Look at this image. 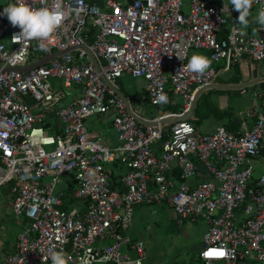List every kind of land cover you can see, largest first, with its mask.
Returning <instances> with one entry per match:
<instances>
[{
	"label": "built area",
	"instance_id": "obj_1",
	"mask_svg": "<svg viewBox=\"0 0 264 264\" xmlns=\"http://www.w3.org/2000/svg\"><path fill=\"white\" fill-rule=\"evenodd\" d=\"M28 2L51 7L53 0ZM252 7L259 10L264 0ZM61 8L59 29L43 42L47 51L40 41L14 36L20 29L0 10V186L9 184L12 214L23 219L0 264H51V252L60 250L69 264L82 257L90 264H141L142 241L125 235L131 207L141 204L171 209L178 225L203 220V262L264 264V92L246 111L249 127L202 134L188 119L177 120L166 123L162 140L159 123L181 118L194 93L217 83L232 64L264 62V28L242 34L238 12L216 0H62ZM192 48L211 59L203 76L186 70ZM55 52L62 53L27 71L14 69ZM120 73L143 79L141 95L125 96L126 104L114 92ZM49 78L78 93L61 104L64 94ZM162 93L167 103L157 102ZM133 104L155 113H137ZM50 113L57 135L40 125ZM90 116L107 120L114 146L85 126ZM112 169L118 186L109 180ZM60 175L68 177L57 189ZM77 199L80 208L67 210Z\"/></svg>",
	"mask_w": 264,
	"mask_h": 264
},
{
	"label": "rangeland",
	"instance_id": "obj_2",
	"mask_svg": "<svg viewBox=\"0 0 264 264\" xmlns=\"http://www.w3.org/2000/svg\"><path fill=\"white\" fill-rule=\"evenodd\" d=\"M97 5L102 4L104 0H92ZM123 2L124 0H117ZM219 3V0H216ZM258 12L257 8L252 7V16L254 17ZM252 18L250 17V20ZM193 53L203 54L207 56V52L202 49H189L187 52V62ZM208 57V56H207ZM248 61L246 70L253 78L264 76V62H253L248 58L242 59V61ZM241 61V62H242ZM240 62V63H241ZM239 63V64H240ZM243 64V63H242ZM243 67L239 66V74ZM246 72V73H247ZM225 75L220 74L218 79L225 80ZM252 78V79H253ZM49 83L57 87L64 94L61 99V104H65L70 97L75 96L78 93L76 86L63 87L59 80L48 79ZM116 85L126 96L138 95L143 84L141 77H131L125 73H120L117 77ZM233 81L230 84H239L240 81ZM245 83V82H243ZM253 86L245 87L244 94H238L236 90H204L198 96L204 97V100L208 103L220 106L221 109L230 111L234 117H244L246 109H251L253 105L252 94ZM179 96H173V100L179 102ZM135 106L137 113L141 112V109L148 113L154 114L155 108L147 104ZM216 106V107H217ZM191 119L195 120L196 116L191 114ZM45 121H52L53 117L46 115ZM224 120H218L211 116L203 120H199L196 128L202 134L209 133L216 125H222ZM85 126L89 130H97L103 136H116L114 130L109 126L107 120L101 116H90L89 120L85 122ZM45 133L51 134L47 128ZM48 149H52L53 146H48ZM255 172H259L258 164H254ZM67 175H60L59 179L61 184H57L56 188L61 189L63 182H66ZM48 180V178H46ZM82 201L77 199L67 203V210H77L80 208ZM11 208L4 207V203L0 199V259L3 257L5 249L9 248L10 242L15 235L20 231V227L16 225L18 221L12 214ZM205 229V223L203 220L198 219L194 222L188 220L183 221L181 224H177L174 219V214L171 209L165 206H152L141 204L133 206L130 209V226L125 231V235L131 238L141 240L143 243V258L141 264H218V263H206L198 259V251L202 246V234ZM130 256L134 257V252L130 251Z\"/></svg>",
	"mask_w": 264,
	"mask_h": 264
},
{
	"label": "clouds",
	"instance_id": "obj_3",
	"mask_svg": "<svg viewBox=\"0 0 264 264\" xmlns=\"http://www.w3.org/2000/svg\"><path fill=\"white\" fill-rule=\"evenodd\" d=\"M229 2L232 8L238 12L237 23L243 29H246L250 22L264 28V7H261L253 17L254 0H229ZM61 3L62 0H53L51 7H33L28 0H14L3 8V13L13 27L20 29L14 36L19 37L20 40L40 41V49L47 51L48 49L43 42L56 33L64 19ZM250 17L252 18L251 21ZM211 63V59L206 55L193 53L188 59L186 70L203 76L210 69ZM157 102L167 103L166 94L159 95ZM70 259L63 250L52 251L50 254L51 264H69ZM80 264H90V260L82 257Z\"/></svg>",
	"mask_w": 264,
	"mask_h": 264
},
{
	"label": "crops",
	"instance_id": "obj_4",
	"mask_svg": "<svg viewBox=\"0 0 264 264\" xmlns=\"http://www.w3.org/2000/svg\"><path fill=\"white\" fill-rule=\"evenodd\" d=\"M10 1L11 0H0V5L1 6H3V7H6L7 6V4L8 3H10ZM221 2H224V3H227V4H230V2H229V0H219V3H221ZM251 21V20H250ZM238 22V21H237ZM237 25H238V27H239V29H240V32L242 33V34H254L256 31H257V29H258V27H259V25H257V24H255V23H252V22H250V24H249V26L246 28V29H243L238 23H237ZM206 52V51H205ZM242 61V59L240 60V62ZM239 62V63H240ZM248 61H242L240 64L238 63V66H242L243 68L241 69V71H240V74H239V81H240V83L242 82H249L250 80H252V78L253 77H251L250 75H249V73L247 72V70H246V65L248 64L247 63ZM253 62H255V61H253ZM243 63V64H242ZM247 72V73H246ZM227 73H229V72H226V73H223V75H225V74H227ZM227 77H229V75H226L225 76V78H227ZM238 81V82H239ZM217 83H219L218 81H217ZM221 83V82H220ZM227 84H230V83H227ZM233 84V83H232ZM143 85V84H142ZM142 85H141V90H140V92H139V95H141V91H142ZM251 86H253L252 87V89H253V94H252V101L253 100H256V98H258V95H260L263 91H262V89L261 88H259V86H258V84L256 83V84H253V85H251ZM243 92H241V90L239 89V90H236L237 92H238V94H244L245 93V89L243 88ZM120 91H121V89H120ZM121 93H123L122 91H121ZM123 95L124 96H126L124 93H123ZM215 106H217V105H215ZM220 106H217V108H219ZM220 110H222L221 108H219ZM248 109H246L245 110V113H244V117H242V116H239V112L237 113V116L238 117H234L233 115H232V113L230 112V116H228V117H223V120H224V123L225 122H227L228 123V125L229 126H231V127H233L232 129L233 130H235V129H237V127H238V124H241V123H243L246 127H249L251 124H252V119L251 118H248L247 116H246V111H247ZM51 114V113H50ZM52 117H53V120H52V123H53V125L55 126V128L58 130V125H59V123H58V121H57V119H56V117L52 114ZM87 120H89V117H87L85 120H84V124H85V122L87 121ZM230 120V121H229ZM224 123L222 124V125H216L215 127H217V126H225L224 125ZM214 127V128H215ZM213 128V129H214ZM213 129H211L209 132H211ZM102 137H103V141L106 143V144H108L109 146H114L115 144H116V136L114 137V136H112V137H110V136H103L102 135ZM10 197H11V195H10V193H9V190L8 191H5L4 190V188L3 187H1L0 186V199L2 200V203H4V207L5 208H7V209H10L11 207H10ZM82 205V204H81ZM80 205V206H81ZM11 212V211H10ZM22 223H23V219H18V221L16 222V225H18V227H20L21 228V226H22ZM205 230V229H204ZM19 233V232H18ZM17 233V234H18ZM17 234L15 235V237L13 238V240L10 242V244H9V248H7V249H5V251H4V254L2 255V256H4L5 254H7L11 249H12V247H13V244H14V242H15V240H16V236H17Z\"/></svg>",
	"mask_w": 264,
	"mask_h": 264
},
{
	"label": "trees",
	"instance_id": "obj_5",
	"mask_svg": "<svg viewBox=\"0 0 264 264\" xmlns=\"http://www.w3.org/2000/svg\"><path fill=\"white\" fill-rule=\"evenodd\" d=\"M3 6L0 5V10L3 11ZM90 34V33H89ZM230 73L229 77H227L225 80H221L218 79L217 81L220 83H231L234 80L237 81L239 79V66L238 63H234L230 66L229 71ZM259 88L262 89V91L264 92V82H259L257 83ZM120 89V88H119ZM260 97V95H259ZM139 101V100H138ZM146 103V101H144ZM166 109H174L173 107H166ZM50 117H52V113L51 114H47ZM192 115L196 116L195 120H192L191 117L188 118V121L190 123H192L195 127L198 124L199 120H203L205 118H208L209 116L221 120L223 119V117H228L230 116V112L227 111L226 109H222L220 110L219 108H217L214 104L212 103H207L204 100V97H199L197 96L192 108ZM230 121V120H229ZM40 125L44 128V130H46L47 128L50 130V132H52V134L57 135L59 133V131L55 128V126L53 125L52 121H45L43 120ZM224 127L228 130H233L231 126L228 125L227 122L224 123ZM169 127V124H164L162 126V140L165 137V133L167 131ZM115 166V165H114ZM117 170H110L109 172V180L113 186H118L119 185V174H116ZM1 187L4 188L5 191H8L9 189V184H3L1 185ZM70 188V187H69Z\"/></svg>",
	"mask_w": 264,
	"mask_h": 264
},
{
	"label": "water",
	"instance_id": "obj_6",
	"mask_svg": "<svg viewBox=\"0 0 264 264\" xmlns=\"http://www.w3.org/2000/svg\"><path fill=\"white\" fill-rule=\"evenodd\" d=\"M86 53L88 54L89 56V59L91 60V62L96 65L93 57L91 56V54L89 53V51L87 50V48L85 46H82ZM72 49V48H70ZM69 49V50H70ZM62 52H55V53H52L50 55H47V56H44L43 58L39 59L38 61H36L35 63H32L26 67H22V68H14V69H18V70H21V71H27L35 66H38L42 63H45L47 61H49L50 59H52L53 57H56L58 56L59 54H61ZM259 82H264V76H260V77H257V78H253L252 80H250L249 82H245V83H239V84H227V83H213V84H210V85H207V86H204V87H201L199 88L193 95L192 97V100L190 101V104H189V108H188V111L181 117V118H166V119H163L161 121H159L160 124H166V123H172V122H175L177 120H184V119H188L191 117V114H192V108H193V105H194V102H195V99L196 97L204 90H241L247 86H251L253 84H256V83H259ZM107 85H109L107 82H106ZM114 92L115 94L120 97L126 104V99H125V96L123 95V93H121V91L117 90V89H114ZM134 118L141 122L139 119H137L135 116ZM147 125H155L154 123H145Z\"/></svg>",
	"mask_w": 264,
	"mask_h": 264
},
{
	"label": "snow or ice",
	"instance_id": "obj_7",
	"mask_svg": "<svg viewBox=\"0 0 264 264\" xmlns=\"http://www.w3.org/2000/svg\"><path fill=\"white\" fill-rule=\"evenodd\" d=\"M223 255L224 253L223 252H219V251H213V252H210L209 255Z\"/></svg>",
	"mask_w": 264,
	"mask_h": 264
}]
</instances>
